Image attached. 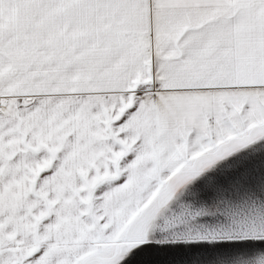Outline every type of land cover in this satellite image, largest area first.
<instances>
[{
	"label": "snow or ice",
	"instance_id": "obj_1",
	"mask_svg": "<svg viewBox=\"0 0 264 264\" xmlns=\"http://www.w3.org/2000/svg\"><path fill=\"white\" fill-rule=\"evenodd\" d=\"M0 264H264V0H0Z\"/></svg>",
	"mask_w": 264,
	"mask_h": 264
}]
</instances>
